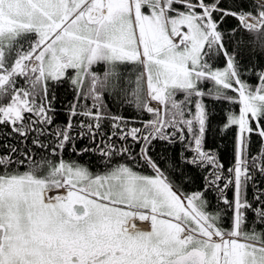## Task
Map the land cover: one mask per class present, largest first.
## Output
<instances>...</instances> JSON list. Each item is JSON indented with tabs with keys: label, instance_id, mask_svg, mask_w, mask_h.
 <instances>
[{
	"label": "snow or ice",
	"instance_id": "6c2138e0",
	"mask_svg": "<svg viewBox=\"0 0 264 264\" xmlns=\"http://www.w3.org/2000/svg\"><path fill=\"white\" fill-rule=\"evenodd\" d=\"M227 2L0 0V126L25 145L23 152L11 144L0 152V264H264V189L247 198L249 184L264 178V67H243L226 46L240 31L264 37V3L250 11ZM228 17L238 27L225 32ZM217 57L223 68L213 67ZM94 65H103L99 73ZM64 80L75 97L61 128L53 126L49 89ZM81 97L91 106L81 105ZM106 97L151 118L129 127ZM210 101L240 106L222 128H237L227 175L205 149ZM75 117L82 119L74 125ZM253 134L260 138L256 154ZM116 137L142 142L139 158L153 174L111 167L118 154L136 161L130 149H117ZM85 138L88 145L78 149L76 141ZM157 139L191 152L181 159L207 170L204 191L179 190L148 154ZM28 140L47 155L37 160ZM68 148L77 156L98 153L109 164L93 173L65 160ZM208 190L220 193L224 210L207 211ZM223 211L231 214L227 228Z\"/></svg>",
	"mask_w": 264,
	"mask_h": 264
},
{
	"label": "trees",
	"instance_id": "16d2710c",
	"mask_svg": "<svg viewBox=\"0 0 264 264\" xmlns=\"http://www.w3.org/2000/svg\"><path fill=\"white\" fill-rule=\"evenodd\" d=\"M195 2V0H193ZM264 2V0H228L225 3V7L236 8L237 5L241 3L244 4L245 8L250 11H255L256 7ZM238 27V21L234 18L228 17L221 24V29L225 32H228L232 28ZM243 37V42L237 44L236 41L240 40ZM226 46L230 52L235 51L237 54V60L241 62L243 67L257 65L258 67H264V37L260 39L256 38L255 33H248L240 31L232 40H226ZM214 68H223L225 66L224 59L222 57H217L212 61ZM103 65H94L93 71L100 72ZM243 79L251 85L256 84V80L250 76H244ZM206 87H212L211 84L206 85ZM88 88V81L84 82V90ZM49 95L55 96L54 107L56 111L52 114L54 117L53 126L54 127H64L69 119L68 108L73 103L75 97V91L71 83L67 80H64L60 84L52 85L49 89ZM228 95H235V93L228 92ZM179 98V96H178ZM106 103L108 108L113 115H121L129 120L131 123L129 127H142V121H147L151 117L147 113L139 112L134 105L128 103H122L121 101H114L111 98L106 97ZM81 105L87 104L91 106V100L84 101L81 97ZM208 107L211 115V124L208 132L205 137V149L212 150L216 153L220 162L224 165L225 175H227V168L231 166L234 162V151L237 139V128L235 126L230 127L227 131H222L224 122L229 111H234L235 114L239 113L238 104H228L227 102H216L210 101ZM82 119L81 117L73 118V124L75 125L78 120ZM110 122L105 123L104 131H110L108 126ZM11 130L5 126H0V152H6L7 149L4 147L6 144H11L17 147L20 152H23L25 145L20 143L21 138L18 136L9 137L7 133ZM78 129H73V135H75ZM117 149L124 147L130 149L132 154L136 157V161H133L131 157L127 154L116 155L110 166L114 167L116 164H127L140 173L150 175L152 169L150 167L144 166L143 160L139 158L140 149L142 146L141 143L134 142L131 138L126 141L119 140L118 137L114 138ZM260 142V138L255 134L251 137L250 150L253 154H256L257 148ZM89 141L87 138L83 140L76 141V147L83 148L88 145ZM28 148L33 149V155L36 156L37 160L41 158L42 155H47V153L41 152L39 149H35L31 144V140L26 142ZM185 156L191 157V152L187 151L184 148V145L181 143L169 144L166 141L161 140H152L148 146V154L151 158L156 161L161 169H163L166 175H169V178L179 187V190L192 195L196 192L204 191L205 181L204 176L206 175L207 170H201L193 165H186L181 159V153ZM65 160H76L84 166H88L93 173L103 172L105 165L109 164L107 160H101L99 154L86 153L81 156H77L71 148L65 150L63 154ZM175 166V167H174ZM28 170L27 165L21 166L19 171L23 172ZM42 174V173H38ZM262 179L257 175L255 183L249 184L247 191V198L249 201H252L254 190L259 187L264 189V183ZM205 198L208 200L207 211L215 212L217 210H224L225 206L222 201L219 199L220 193L214 190H208L204 192ZM225 195L229 200L233 198V188L226 190ZM230 213L223 211L222 216V226L227 228L230 223ZM251 219V218H249Z\"/></svg>",
	"mask_w": 264,
	"mask_h": 264
},
{
	"label": "rangeland",
	"instance_id": "374dc122",
	"mask_svg": "<svg viewBox=\"0 0 264 264\" xmlns=\"http://www.w3.org/2000/svg\"><path fill=\"white\" fill-rule=\"evenodd\" d=\"M153 106H157V105H155V104H153ZM236 115H239V113L238 114H236ZM136 171V170H135ZM138 172V171H137ZM138 173H140V172H138ZM141 174H143V173H141ZM146 175V174H145ZM144 229H147V227H148V225H147V223L146 222H144L143 223V225H141ZM140 227V226H139Z\"/></svg>",
	"mask_w": 264,
	"mask_h": 264
},
{
	"label": "bare ground",
	"instance_id": "6f19581e",
	"mask_svg": "<svg viewBox=\"0 0 264 264\" xmlns=\"http://www.w3.org/2000/svg\"><path fill=\"white\" fill-rule=\"evenodd\" d=\"M264 3V2H261V4Z\"/></svg>",
	"mask_w": 264,
	"mask_h": 264
},
{
	"label": "flooded vegetation",
	"instance_id": "af4514ba",
	"mask_svg": "<svg viewBox=\"0 0 264 264\" xmlns=\"http://www.w3.org/2000/svg\"><path fill=\"white\" fill-rule=\"evenodd\" d=\"M144 223V222H143ZM139 227V226H138Z\"/></svg>",
	"mask_w": 264,
	"mask_h": 264
}]
</instances>
